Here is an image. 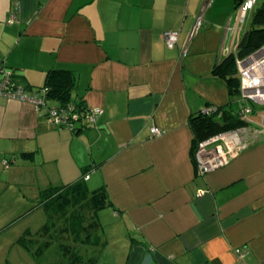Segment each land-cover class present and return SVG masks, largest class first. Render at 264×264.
I'll list each match as a JSON object with an SVG mask.
<instances>
[{
    "label": "crops",
    "instance_id": "0c3cea01",
    "mask_svg": "<svg viewBox=\"0 0 264 264\" xmlns=\"http://www.w3.org/2000/svg\"><path fill=\"white\" fill-rule=\"evenodd\" d=\"M13 1L20 13L9 24ZM201 3L0 0V61L29 88L49 69H68L72 98L103 110L73 133L31 103L0 96V180L19 193L0 190V264H65L59 243L36 257L18 238L46 240L40 191L87 170V188L107 194L95 214L100 244L77 246L100 252L93 264H264V107L240 115L243 149L214 171L197 170L192 114L246 105L213 68L248 24L235 29L236 0H213L190 36ZM165 31L178 32L176 46H166ZM153 126L162 133L152 135Z\"/></svg>",
    "mask_w": 264,
    "mask_h": 264
},
{
    "label": "trees",
    "instance_id": "16d2710c",
    "mask_svg": "<svg viewBox=\"0 0 264 264\" xmlns=\"http://www.w3.org/2000/svg\"><path fill=\"white\" fill-rule=\"evenodd\" d=\"M238 4L239 0H236V6ZM247 23L235 50L213 68V73L224 80L230 96L238 97L240 93L236 60L245 58L264 46V0H257ZM16 78L19 77L16 75ZM75 81L72 71L52 68L45 73L43 85L37 88H45L46 97L57 100L59 105L75 102L80 111L86 110L87 107L82 104L81 99L72 98ZM216 107L222 112L220 116H217V113L203 114L201 109L190 117L195 150L198 143L209 136L247 125V122L240 118L238 110ZM79 130L80 128H75L73 133ZM87 171L82 179L62 186L47 187L40 191L39 202L46 214V222L41 228V233L47 236L46 240L36 243L26 233L18 238V243L36 257L56 242L61 246L65 264H93L96 260L95 256H85L77 248L80 245L98 246L100 244L95 214L107 203L105 188L101 187L97 190L87 188L84 181ZM32 246L38 247L33 249Z\"/></svg>",
    "mask_w": 264,
    "mask_h": 264
},
{
    "label": "built area",
    "instance_id": "2783aa9c",
    "mask_svg": "<svg viewBox=\"0 0 264 264\" xmlns=\"http://www.w3.org/2000/svg\"><path fill=\"white\" fill-rule=\"evenodd\" d=\"M257 0H239L237 6L236 27L246 26L251 12ZM212 0H202L200 10L195 16L193 29L190 36H193L201 27L206 8ZM20 4L18 1L11 3L7 23L18 21ZM163 39L168 48L178 44L179 36L177 31L163 32ZM187 54L185 46L181 48V56ZM239 78V100L246 105L238 110L239 115L251 113L254 105L264 107V46H261L245 58L236 60ZM0 96L6 99H13L31 103L36 110H44L48 123L57 128L67 129L71 132L75 128L83 129L85 125L95 124L98 116L103 112L102 108H87L79 110L75 102H67L63 105L48 107L46 104V89L29 88L16 78L13 69L0 62ZM203 114H215L220 116L221 110L215 105H206L202 108ZM80 123V124H78ZM82 123V124H81ZM152 135H160L162 130L158 127L150 128ZM241 130H229L214 134L198 143L195 151L197 170L199 174H205L216 170L226 164L237 152L246 146L241 138ZM9 160L4 159V167L9 165ZM87 175L85 179H87ZM244 249L236 248L238 258L243 255Z\"/></svg>",
    "mask_w": 264,
    "mask_h": 264
},
{
    "label": "rangeland",
    "instance_id": "374dc122",
    "mask_svg": "<svg viewBox=\"0 0 264 264\" xmlns=\"http://www.w3.org/2000/svg\"><path fill=\"white\" fill-rule=\"evenodd\" d=\"M258 1H260V0H258ZM12 69V68H11ZM14 70V69H13ZM234 98L237 100V99H239V96L237 97V96H234ZM236 103H235V106L234 107H236ZM13 157V156H12ZM3 159H5V158H3ZM2 159V160H3ZM8 160V159H7ZM10 167V162H9V165L7 166V167H4V169H8ZM7 188V190H4V189H6ZM0 190L1 191H6V192H3V194H4V196H6L5 194H7L8 195V192H10V194H19V193H17L16 192V190L13 188V187H8L7 186V184L4 182V181H2V180H0ZM15 195H13V198L15 197ZM20 198V197H19ZM8 200V199H7ZM15 200L13 199V202H14ZM9 204V202H7L5 205H8ZM81 252V251H80ZM100 252H97V251H95L94 250V252H90V254H92L93 256H95L96 258L98 257L97 256V254H99ZM85 264V263H84Z\"/></svg>",
    "mask_w": 264,
    "mask_h": 264
}]
</instances>
